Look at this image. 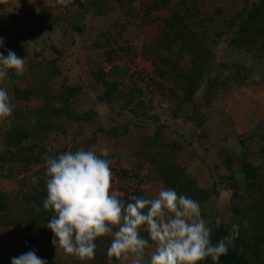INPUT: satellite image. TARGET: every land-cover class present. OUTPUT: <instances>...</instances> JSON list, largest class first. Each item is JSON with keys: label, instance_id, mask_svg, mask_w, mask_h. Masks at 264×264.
Wrapping results in <instances>:
<instances>
[{"label": "rangeland", "instance_id": "374dc122", "mask_svg": "<svg viewBox=\"0 0 264 264\" xmlns=\"http://www.w3.org/2000/svg\"><path fill=\"white\" fill-rule=\"evenodd\" d=\"M181 1L184 0H169L172 7ZM254 1L194 0L198 17L188 25L204 33L220 72L211 70L209 79L218 77L216 87L208 97L205 96L208 88L199 89L192 106L183 104V92L173 87L175 80L171 82L169 76L173 72L156 71L165 67L158 57L166 55L159 44L161 28L170 15L168 5L147 16L150 0L130 3L107 0L105 5L110 14L83 18L77 12L76 0H0V37L4 39L0 53L6 55L11 50L27 59L22 74L10 72L9 77L0 81V87L8 91L14 105L11 116L0 120V140L2 127L15 112L27 115L45 104L50 110H60L65 100L84 122L60 120L53 128L39 131L44 133L39 143L44 149L41 157L46 161L48 157L82 147L99 154L107 147L113 157L112 186L127 201L136 190L141 196L153 197L162 184L153 172L154 156L140 157L147 139L160 129L164 141H175L161 152L170 162L177 161L195 179L198 188L210 192L201 207L202 217L228 223L233 207L246 209L251 203L245 184L242 188L239 184L238 170L243 161L238 156L245 152L253 166L264 164V82L240 86L231 76L232 69H220L222 63L254 65L260 61V57L248 56L230 44L238 27L235 18ZM207 17L210 20L204 23L202 19ZM109 52L112 55L107 58ZM89 62L95 71L101 69L105 81L118 83L112 97L129 95L135 101H143L137 110L138 118L120 108V99L107 103L106 88L90 73ZM174 64L182 71L190 68L187 59ZM257 73L251 70L250 81L258 79ZM36 83L40 88H35ZM14 88L21 94L34 88L36 96L23 100ZM181 111L190 117H181ZM173 113L179 116L173 117ZM31 140L29 137L26 142ZM226 154L233 159L231 168L224 162ZM8 166L19 168L17 163L6 164L4 168ZM122 170L128 172L126 178L121 177ZM44 178L45 163L32 166L26 173L0 180V193L14 197L16 204ZM0 241V264H9L12 257L22 254L17 246L9 248L1 237ZM31 250L49 264H108L96 254L92 260L81 262L65 255L51 242L38 241Z\"/></svg>", "mask_w": 264, "mask_h": 264}, {"label": "trees", "instance_id": "16d2710c", "mask_svg": "<svg viewBox=\"0 0 264 264\" xmlns=\"http://www.w3.org/2000/svg\"><path fill=\"white\" fill-rule=\"evenodd\" d=\"M118 1L119 3H130L133 0ZM106 3L107 0H86L83 2L76 0L77 12L83 18L90 14L94 16H101L105 13L110 14L111 10L106 8ZM193 3L194 0L189 2L184 0L172 7L169 0H150L151 5L148 6L146 12V15L149 16L151 12L158 11L162 7H167V5L170 9V15L164 21L160 32L159 46L165 50L166 55H162L158 59L160 64L165 65V67L158 68L156 71L173 72V75L169 74L171 82L175 80L173 81V87L183 92V104L192 106L199 89L202 91L206 87L208 91L205 96L208 97L211 94L210 90L216 87L215 83L218 77L216 75V77L209 79V75L211 70L219 71L214 61L213 51L206 44L204 33L198 32L195 27L192 28L188 25L191 20L193 21L198 17V10L193 6ZM202 20L206 23L210 18L207 17ZM235 21L238 27L230 41L231 46L248 56L260 57V61L255 62L254 65H246L244 62L229 65L222 63L220 69H232L231 76L241 83L240 86L262 84L264 82V0L252 2L251 5L241 11ZM75 30L77 32L82 31L81 28H75ZM18 35H22L21 32H18ZM109 53L106 55L107 58L112 55V52ZM184 59H187L190 63V68L186 71L178 69L174 64V62ZM88 69L90 73L95 75L96 80L101 81L105 86V95L107 96L105 100L108 104H111L115 99H120L119 104L123 111L129 112L137 118L139 117L137 110L143 105L142 100L135 101L134 98L128 97L129 95H124L122 98L112 97L118 83L105 81L101 69L95 71L90 62L88 63ZM251 70H257V74L260 75L253 82L250 81ZM35 88H40L38 83L35 84ZM14 90L15 94L23 100H29L36 96L34 88L23 91L22 94L16 88ZM170 91L171 94L174 92ZM138 93L141 94V91L138 90ZM63 103L65 106L60 110H50L48 105L45 104L43 107L31 110L27 115L15 112L14 117L7 122V127H2L0 180L11 179L13 174L26 173L32 166L45 163V159L41 157L44 149L39 144L44 133L39 134V131L53 128L60 120L74 121V123L84 122L80 119V114H77L73 109H69L67 101L64 100ZM176 116L179 115L173 113V117ZM180 116L183 118L190 117L183 111H181ZM124 129L123 132L125 133L127 129ZM29 137L32 138L31 143L26 142ZM174 142L164 141V135L160 129H157L153 137L147 139L144 148L140 151V157L147 158L153 155L151 163L155 168L153 170L155 177L165 187L173 188L178 194H183L198 201L202 207L210 195L209 190L198 188L195 179L188 175L177 161L171 159L172 162H170V158L161 152L164 148H170L169 145L174 144ZM176 149L178 148L176 147ZM238 157L243 161L241 168L238 170L241 174L239 184H241V188L242 184H245L248 200L251 203L249 204L250 207L246 209L233 207L231 210L232 216L229 218L228 223H220L210 216L205 218L212 229V243L215 244L219 240H224L227 245L226 254L221 255L215 264H264V164L263 167L253 166L248 161L245 152H242ZM108 158L113 161L111 155ZM224 162L228 168H231L233 159L226 154ZM11 163H17L19 166L16 167L19 168L13 169L9 166L7 169L4 168L6 164ZM127 173L124 170L120 171L122 178H126ZM134 177L136 178L137 174ZM45 180L46 177L44 180L38 181L35 187L24 194L20 202L16 204L13 203L14 197L7 198L6 195L0 193V237L7 242L9 248L17 246L22 254L30 251L32 244L38 241L48 243L53 239L52 232L46 228L52 213L45 211L42 207L43 199L46 196ZM234 183L236 182L234 181ZM212 192L214 193V191ZM138 193L136 190L132 193V196H141ZM233 197H237V195L233 194ZM20 206H23L22 209ZM233 224L238 226L239 234L234 238H230ZM146 234L147 232H141L142 236L148 238V234ZM110 242V236L98 238L95 241L97 245L95 254L106 259L108 264H118L115 259L107 260V257H109L107 248ZM202 264H214V262L209 258L203 261Z\"/></svg>", "mask_w": 264, "mask_h": 264}, {"label": "clouds", "instance_id": "9594fccd", "mask_svg": "<svg viewBox=\"0 0 264 264\" xmlns=\"http://www.w3.org/2000/svg\"><path fill=\"white\" fill-rule=\"evenodd\" d=\"M0 48H4L3 37ZM26 62L11 50L0 53V81L10 72L22 74ZM13 108L8 91L0 87V120L9 118ZM108 157L107 147L99 154L82 147L46 159L42 207L52 213L46 228L52 232L51 243L56 248L81 262L90 261L95 256V241L110 236L107 255L120 264H202L209 258L215 264L226 254L224 240L212 243V229L202 217L198 201L163 184L153 197L122 199L112 186ZM231 233L230 238L238 236L237 225L233 224ZM10 264L48 261L30 250L12 257Z\"/></svg>", "mask_w": 264, "mask_h": 264}]
</instances>
